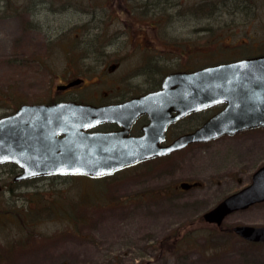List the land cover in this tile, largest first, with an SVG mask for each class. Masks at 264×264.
I'll return each mask as SVG.
<instances>
[{"label":"rangeland","instance_id":"374dc122","mask_svg":"<svg viewBox=\"0 0 264 264\" xmlns=\"http://www.w3.org/2000/svg\"><path fill=\"white\" fill-rule=\"evenodd\" d=\"M218 1L238 12L236 25L233 30L225 25L222 14L220 27L204 30V61L212 50L217 58L224 53V44L214 43L226 42L227 35L238 42H264V0ZM131 3L0 0V116L21 103L49 99L59 79L90 69L89 57L97 56V70L108 72L99 87L133 80L143 63L132 43L136 30L122 27ZM167 35L194 46L196 32L180 24ZM102 49L107 53L101 55ZM197 55L189 58L190 66H196ZM112 63L116 67L109 70ZM262 163L264 128H255L103 178L43 177L9 194L3 175L0 264H264V243L232 232L237 224L264 225V202L231 212L220 226L202 218L246 185ZM183 181L200 185L180 190ZM20 220L38 222L39 232H25ZM28 233L35 237L28 240ZM16 238L28 242L24 249L6 245L15 247Z\"/></svg>","mask_w":264,"mask_h":264},{"label":"water","instance_id":"95a60500","mask_svg":"<svg viewBox=\"0 0 264 264\" xmlns=\"http://www.w3.org/2000/svg\"><path fill=\"white\" fill-rule=\"evenodd\" d=\"M77 80L69 82V86ZM225 102L226 106L191 132L163 145L165 138H150L169 122L190 110ZM166 116H159L164 110ZM169 111H176L171 117ZM147 113L144 135L128 137L135 117ZM113 121L123 126L115 132L85 130ZM264 125V55L217 64L190 72L168 74L160 90L117 104L93 106L74 102L22 104L0 117V162L16 161L20 178L48 175H85L99 178L157 156L224 134ZM187 189L196 183L182 182ZM264 201V163L250 182L227 195L202 214L205 222L219 226L233 211ZM232 231L246 241L264 242V225L237 224Z\"/></svg>","mask_w":264,"mask_h":264},{"label":"flooded vegetation","instance_id":"af4514ba","mask_svg":"<svg viewBox=\"0 0 264 264\" xmlns=\"http://www.w3.org/2000/svg\"><path fill=\"white\" fill-rule=\"evenodd\" d=\"M130 1V0H128ZM132 1V12H128L127 18L124 19L122 27L127 30H136V33L132 39L133 46L137 52L142 54L141 69L136 71L134 79H128L124 77L121 82H113L114 86L99 87L98 85L103 79H107L108 72L97 70V56L96 58L89 57L91 60L86 65L90 68L85 74H74L69 79H59L55 85L52 95L49 99L39 102V103H60V102H74L77 104H90L93 106H102L109 104L123 103L132 97H137L144 95L148 92H154L162 88L163 81L165 77L173 72H190L195 70H200L205 67H209L220 63L235 62L244 59H251L254 57H260L264 55V42L262 44L252 43L249 40L237 41L232 38L231 35L224 37L226 42L218 41L214 44H224L222 51L217 57H214L216 50H212L211 58L206 61L203 60L204 46H203V34L204 30L214 29L215 27H220L221 15H226L223 20L225 25L229 24L232 26V30L236 23L234 22L235 16L238 14L232 6H226L224 3L218 0H131ZM210 5H207L209 4ZM222 5V6H221ZM125 8V7H124ZM137 16V17H136ZM144 22H139V21ZM208 23L204 24V21ZM216 23H214V21ZM181 21V22H178ZM210 21H213L211 23ZM180 24L181 27H185L190 31L196 32V38L194 39V46H188L185 42L176 41V38L172 36L168 37L170 34L172 26ZM224 25V26H225ZM217 29V28H215ZM166 30H170L166 31ZM157 31L162 34L157 35ZM150 32V33H149ZM149 33V34H148ZM250 38V37H249ZM188 41V40H187ZM233 42V43H232ZM213 44V45H214ZM211 46V48L213 47ZM114 45H112L113 47ZM104 48V47H103ZM208 48V49H211ZM105 49V48H104ZM102 51V52H101ZM101 55L107 53V50H101ZM198 54V55H197ZM197 55L196 66H190V57ZM102 58V56H101ZM96 62V63H95ZM174 65L172 66L171 64ZM175 63H178L175 64ZM116 67V63L109 65L108 69L113 70ZM107 69V70H108ZM90 74V75H88ZM93 74V76H92ZM77 79L76 83L69 86H65L70 80ZM113 85V84H112ZM128 87H127V86ZM26 104V103H21ZM18 107H20V105ZM33 104V103H30ZM225 102L215 103L207 107L197 108L195 110H190L184 113L182 116L178 117L172 122H169L164 130L161 132L152 131L149 134L150 138H165L162 143L165 145L169 143L172 139L177 138L179 135L191 132L197 127L203 125V123L209 119L213 114L217 113L225 107ZM18 107H15L10 113L15 112ZM167 112L161 110L159 116H166ZM168 115H176V111H169ZM150 122L147 113H141L130 124L128 128V137L138 138L144 135V127ZM264 128V126L259 127V129ZM123 129V126L113 122L105 121L98 123L93 127H89L85 130L87 133L93 132H115ZM250 132V130H245L238 132L237 134H244ZM226 136V135H223ZM220 136L218 138H221ZM211 139L204 142H192L187 144L185 147L175 150L167 155L156 157L147 161L140 162L136 165L149 162L155 159L164 158L172 153L178 152L186 147L198 146L199 144H206L210 141L216 140ZM24 172V168L16 161H5L0 162V180L1 176L6 175L4 182L6 191L10 194H16L25 185L32 183L33 181L39 180L43 177H32V178H20V175ZM252 175V174H251ZM59 177V176H50ZM251 180V176H250ZM249 180V182H250ZM3 182V181H2ZM189 183L195 181H187ZM197 185H192L187 188H195L200 185L199 181ZM248 182V183H249ZM182 182L178 183L180 190H186L181 187ZM242 188V187H241ZM2 210L0 208V214ZM11 212V211H10ZM12 216L6 212V217ZM4 217V218H6ZM0 218H3L2 214ZM10 221V220H9ZM13 221V220H12ZM28 221L17 222V225L29 233H38V222H32L30 224L26 223ZM26 232V231H25ZM28 240L35 235L29 236ZM18 240V241H17ZM15 247L10 249H24L23 247L28 244L26 240H21L20 238L13 240ZM9 248V247H8Z\"/></svg>","mask_w":264,"mask_h":264}]
</instances>
